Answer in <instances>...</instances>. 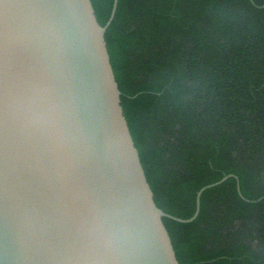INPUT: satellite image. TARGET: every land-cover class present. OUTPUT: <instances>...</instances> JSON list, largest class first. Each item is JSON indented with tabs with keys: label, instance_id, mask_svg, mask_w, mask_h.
Masks as SVG:
<instances>
[{
	"label": "water",
	"instance_id": "obj_1",
	"mask_svg": "<svg viewBox=\"0 0 264 264\" xmlns=\"http://www.w3.org/2000/svg\"><path fill=\"white\" fill-rule=\"evenodd\" d=\"M91 0H0V264H181Z\"/></svg>",
	"mask_w": 264,
	"mask_h": 264
},
{
	"label": "trees",
	"instance_id": "obj_2",
	"mask_svg": "<svg viewBox=\"0 0 264 264\" xmlns=\"http://www.w3.org/2000/svg\"><path fill=\"white\" fill-rule=\"evenodd\" d=\"M101 25L114 0H91ZM106 41L181 264H264V0H118Z\"/></svg>",
	"mask_w": 264,
	"mask_h": 264
}]
</instances>
